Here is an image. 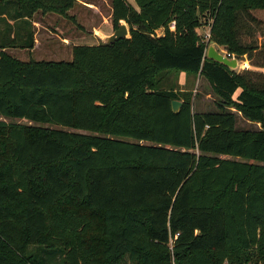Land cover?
Here are the masks:
<instances>
[{
	"label": "trees",
	"instance_id": "1",
	"mask_svg": "<svg viewBox=\"0 0 264 264\" xmlns=\"http://www.w3.org/2000/svg\"><path fill=\"white\" fill-rule=\"evenodd\" d=\"M76 1L0 0V115L33 121L0 118V264H264V72L208 57L198 31L206 18L230 55L264 53L240 36L264 0H112L129 36L71 60L8 50ZM181 72L204 75L217 108L164 84Z\"/></svg>",
	"mask_w": 264,
	"mask_h": 264
},
{
	"label": "rangeland",
	"instance_id": "2",
	"mask_svg": "<svg viewBox=\"0 0 264 264\" xmlns=\"http://www.w3.org/2000/svg\"><path fill=\"white\" fill-rule=\"evenodd\" d=\"M97 4L99 9L96 11L89 4L83 3L82 0L76 1L66 13L58 11H38L35 14L36 24V43L32 49L26 48H10L8 49L13 55L21 59H54V60H71L73 57V45L76 43H98L102 39L99 33H112L115 28V23L112 17H109L112 12V0H90ZM135 7L139 8L135 0H129ZM96 11V12H95ZM258 15L264 19V10H255ZM240 27V36L245 41H253L261 45L264 43V23L257 24L250 21L246 16L242 17ZM203 24L198 27V31L206 42V52L209 45L214 44L220 51L236 56L230 53L227 49L209 39L210 23L209 19L204 18ZM120 23H126L130 28L129 23L125 19H121ZM164 28H158V34L163 33ZM130 35V32H128ZM239 64L235 68L241 71L247 68H253L264 72V66L256 65L255 62L264 61V53L261 48L254 53L253 57L248 54L238 58ZM244 62L247 63L244 66ZM172 73L165 79L164 84L168 85L176 82L180 87L191 90L193 94V102L195 110H209L217 108L218 96L214 93L208 79L202 75L190 74L186 77L185 72H181L179 76H174ZM237 113L236 126L241 129H258L262 128L261 121L251 120L245 115L231 107ZM0 118L7 120H16L21 122H33L25 118L5 117L0 115ZM45 125L54 126V124L44 123ZM229 156V155H223ZM227 264V263H225Z\"/></svg>",
	"mask_w": 264,
	"mask_h": 264
},
{
	"label": "water",
	"instance_id": "3",
	"mask_svg": "<svg viewBox=\"0 0 264 264\" xmlns=\"http://www.w3.org/2000/svg\"><path fill=\"white\" fill-rule=\"evenodd\" d=\"M128 32H130V28H128L126 23H120L117 28L112 33L102 32L99 33L100 38L103 42H114L122 37L129 36ZM207 56L214 58L216 60L222 61L223 63L229 65L231 68L235 69L239 60L236 56H229V54L220 51L214 44L209 45L207 49ZM182 105V101L178 99H173L172 108L174 111L179 110Z\"/></svg>",
	"mask_w": 264,
	"mask_h": 264
},
{
	"label": "crops",
	"instance_id": "4",
	"mask_svg": "<svg viewBox=\"0 0 264 264\" xmlns=\"http://www.w3.org/2000/svg\"><path fill=\"white\" fill-rule=\"evenodd\" d=\"M78 1V0H77ZM83 1V3H85V4H89L90 6H92L91 8H93L94 10H98L99 9V7L97 6V4L96 3H94L93 1H90V0H82ZM98 8V9H97ZM95 11V12H96ZM111 15H112V12L110 13V15H109V17H111Z\"/></svg>",
	"mask_w": 264,
	"mask_h": 264
},
{
	"label": "built area",
	"instance_id": "5",
	"mask_svg": "<svg viewBox=\"0 0 264 264\" xmlns=\"http://www.w3.org/2000/svg\"><path fill=\"white\" fill-rule=\"evenodd\" d=\"M170 27L175 28V22L174 21L170 24Z\"/></svg>",
	"mask_w": 264,
	"mask_h": 264
}]
</instances>
